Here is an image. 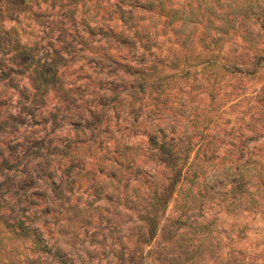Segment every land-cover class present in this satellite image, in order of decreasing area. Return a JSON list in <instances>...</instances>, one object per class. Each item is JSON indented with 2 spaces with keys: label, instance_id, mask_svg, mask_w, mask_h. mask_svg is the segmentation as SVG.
I'll list each match as a JSON object with an SVG mask.
<instances>
[{
  "label": "rangeland",
  "instance_id": "obj_1",
  "mask_svg": "<svg viewBox=\"0 0 264 264\" xmlns=\"http://www.w3.org/2000/svg\"><path fill=\"white\" fill-rule=\"evenodd\" d=\"M0 264H264V0H0Z\"/></svg>",
  "mask_w": 264,
  "mask_h": 264
},
{
  "label": "trees",
  "instance_id": "obj_2",
  "mask_svg": "<svg viewBox=\"0 0 264 264\" xmlns=\"http://www.w3.org/2000/svg\"><path fill=\"white\" fill-rule=\"evenodd\" d=\"M161 147H162V149L164 150V152H166V153H168L169 152V147H164V144H162L161 145ZM179 174V173H178ZM173 184V183H172ZM159 202H160V205L161 204H166V202H167V199H165V198H163L162 196H160L159 197V200H158ZM180 220H182L180 217H177V218H175L174 220H173V222H178V221H180ZM155 224V223H154ZM29 230L30 231H32V233H33V235H34V238L37 240V241H41V237H40V235L36 232L37 231V229H35V228H29Z\"/></svg>",
  "mask_w": 264,
  "mask_h": 264
}]
</instances>
